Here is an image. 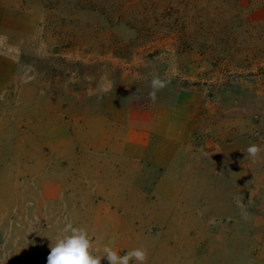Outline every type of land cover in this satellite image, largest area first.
<instances>
[{"label":"rangeland","instance_id":"rangeland-1","mask_svg":"<svg viewBox=\"0 0 264 264\" xmlns=\"http://www.w3.org/2000/svg\"><path fill=\"white\" fill-rule=\"evenodd\" d=\"M251 144L264 0H0V264H47L67 224L146 264H264ZM124 145L134 215L91 172L120 167Z\"/></svg>","mask_w":264,"mask_h":264},{"label":"clouds","instance_id":"clouds-1","mask_svg":"<svg viewBox=\"0 0 264 264\" xmlns=\"http://www.w3.org/2000/svg\"><path fill=\"white\" fill-rule=\"evenodd\" d=\"M165 86V81L158 76L154 77L151 81L152 91L149 93V99L154 100L155 93ZM261 151L264 150L256 144H251L246 149L248 156L253 160L259 157ZM113 243L114 241H108L103 246L102 254H98L85 228L67 224L63 234L51 240L47 264H101L102 260H106L108 264H130L133 260L136 264H146L148 258L146 249L138 247L121 256L113 250Z\"/></svg>","mask_w":264,"mask_h":264},{"label":"crops","instance_id":"crops-1","mask_svg":"<svg viewBox=\"0 0 264 264\" xmlns=\"http://www.w3.org/2000/svg\"><path fill=\"white\" fill-rule=\"evenodd\" d=\"M144 153L145 150L141 152V154ZM133 156L134 151L131 147L124 145L121 156L123 163L120 167L101 165L91 170L94 180L100 182L99 191L104 194L110 205L116 209L125 210L130 215L139 214V210L137 212L134 210V203L138 200L134 196Z\"/></svg>","mask_w":264,"mask_h":264}]
</instances>
